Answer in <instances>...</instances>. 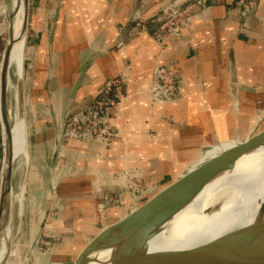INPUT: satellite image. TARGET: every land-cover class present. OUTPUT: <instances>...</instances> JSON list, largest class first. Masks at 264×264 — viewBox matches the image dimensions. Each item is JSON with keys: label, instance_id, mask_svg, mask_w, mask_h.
<instances>
[{"label": "crops", "instance_id": "crops-1", "mask_svg": "<svg viewBox=\"0 0 264 264\" xmlns=\"http://www.w3.org/2000/svg\"><path fill=\"white\" fill-rule=\"evenodd\" d=\"M167 1H44L45 15L51 14L47 23L51 32L46 35L49 59L35 77L29 109L34 125L28 121V102H24L25 144L29 169L62 172L63 177L54 180L61 187L53 196L59 201L53 207L65 230L80 216L85 217L87 230H101L91 222L102 198L97 187L120 190L125 168L144 170L152 182L172 178V183L244 141L246 134L264 128V0L255 10L258 0H210L205 8L196 9L181 35L164 33L163 45L137 23L159 16ZM120 39L123 46L117 47ZM25 51L26 43L24 62ZM160 63L170 64L182 80L171 106L154 102L149 93ZM117 77L113 91L121 101L109 117L119 135L111 147L64 142L60 134L66 116L89 104ZM147 129L156 135H147ZM112 212L110 222L132 210L121 213L117 207ZM200 234L184 250L174 238L169 245L161 244L157 235L150 240L148 253L195 250ZM89 242L79 248L76 258Z\"/></svg>", "mask_w": 264, "mask_h": 264}, {"label": "rangeland", "instance_id": "rangeland-1", "mask_svg": "<svg viewBox=\"0 0 264 264\" xmlns=\"http://www.w3.org/2000/svg\"><path fill=\"white\" fill-rule=\"evenodd\" d=\"M44 1L45 0H29L30 21H28L25 51L26 59L25 62L23 61L24 72L21 81L18 79L16 65L13 64L10 68L8 102L12 126H14L16 122V104L17 102L19 103L17 100L20 94L24 96V102L25 99L28 102V121L33 125L35 124V118L31 115L29 109L33 100L32 93L36 89L35 77L37 70L49 59L47 46L48 37L46 35L51 32V26H47V23L51 22V14L47 13L45 15ZM258 2L259 0L257 4H255L254 10L258 6ZM8 3V0H0V71L4 50L8 40V27L11 21ZM10 3H12V0ZM160 16L164 18V15L161 13ZM153 18L156 19L157 16L144 19V27L148 32L152 33L151 35L154 39L160 43L154 35L159 23L152 21ZM36 20L38 24H36ZM38 34L42 36L38 37ZM120 46L123 45L121 44L117 47ZM118 78L120 77H117V79ZM178 79L182 81L180 77H178ZM173 102L158 104H162V106H171V104H174ZM23 110L25 117V105ZM164 119L173 122V119L167 118V116H164ZM262 126L264 127V122ZM32 129H34V126ZM116 129L119 131L118 128ZM262 129L264 128H259L257 131ZM146 133L152 137L156 135V131L152 129H147ZM4 142L5 132L0 110V189L4 164ZM82 142L86 144L97 143ZM241 142L243 141L240 140V143ZM97 144L104 146L102 143ZM112 144L113 140L109 145H105V147L109 148ZM25 149L22 157H17L14 168L11 192L12 209L9 215L10 236L7 258L9 264H74L79 248H81L86 241H91L94 235L96 236L124 218V216H122L110 222L114 218V213L112 212L113 208L118 207L121 213L130 212L131 210L134 211L136 205L144 203L172 180V178H169L161 182H152L153 179L145 176L144 170L131 167L125 168L121 173L120 190H118V188L112 190V188L101 185L97 187V189L100 190L99 192L102 198L99 202L100 204H97L96 211L93 212V220H91V222L94 228H99L101 230H95V233L91 230H87L85 217L80 216L76 219L73 218V225L70 226L68 231L62 226L63 220L59 216L58 211L53 207L56 202H59L53 196L57 193V190L58 192L60 191L59 188L61 187L60 185H55L54 180L56 181L62 178V172L60 173L57 169H53L51 172L44 169H29L27 165L28 143ZM124 171H126V176L123 175ZM38 174L41 175V180L38 178ZM47 181H49V183H47ZM91 207L93 206L91 205ZM164 236L165 234L161 232L158 234V239L162 240ZM174 240L175 242L180 241L181 236L178 238V236L176 237V235H174ZM172 241L170 240L169 243ZM162 250L164 251V249ZM162 250L156 249L153 253L161 254ZM147 252H150V249H148ZM180 253H184V251ZM218 262L219 261L214 256H211L207 258L205 263L200 261L196 264H218ZM89 263H91V261Z\"/></svg>", "mask_w": 264, "mask_h": 264}, {"label": "water", "instance_id": "water-1", "mask_svg": "<svg viewBox=\"0 0 264 264\" xmlns=\"http://www.w3.org/2000/svg\"><path fill=\"white\" fill-rule=\"evenodd\" d=\"M14 11L12 3H10L9 16L11 21L8 27V40L0 71V110L5 127L4 167L2 168L0 189V248L2 245H5L6 248L0 264H9L7 261L10 236L9 215L12 209L11 192L14 168L17 161L14 153L12 122L8 102L10 58L15 41L12 33ZM26 13L24 38H27L29 0ZM121 41L122 39L118 40V43ZM22 77H20V81ZM17 101H19V103L17 102L18 113L25 120L24 96L20 94ZM68 116L69 114L66 116L65 123ZM64 128L60 134L61 138ZM262 145H264V129L239 145L226 149L218 156L188 170L178 180L132 211L129 216L93 238L75 259L74 264H88L97 257L95 253L108 249L112 252L111 264H194L205 253L209 252L206 249L207 247L179 254H149L146 252L148 240L182 209L204 185L220 173L233 167L235 162L246 153L254 151ZM251 230L252 232H250ZM251 230H246L241 236H229L225 239L220 248L225 250L233 243L232 253L218 264H264V238H259L260 231L264 230V221L258 223ZM209 254L212 255L211 252Z\"/></svg>", "mask_w": 264, "mask_h": 264}, {"label": "bare ground", "instance_id": "bare-ground-1", "mask_svg": "<svg viewBox=\"0 0 264 264\" xmlns=\"http://www.w3.org/2000/svg\"><path fill=\"white\" fill-rule=\"evenodd\" d=\"M27 5L28 0H12V7L15 10L12 21V33L15 41L10 58V68L13 64L16 65L18 79L23 75V54L26 43V38H24L23 33L26 24ZM16 108V122L14 126H12L14 153L16 157H22L23 152L26 150L24 118L18 113L17 104ZM260 131H256L254 134H257ZM251 136L252 135L249 136V134H246V139ZM227 221H230V223H227L226 225ZM263 221L264 145L254 151L246 153L235 162L233 167L220 173L204 185V187H202L192 199L182 207V209H180L148 240L146 252L149 248L150 240L165 231V229V234L170 235V239L168 238V235L162 237V240L164 239L163 241H165L166 245L167 242L169 245L170 240L174 238L175 234L178 238L181 236L178 245L184 248L195 236L200 234L206 228L205 231L198 236L195 250L207 247L206 249H208L209 252L205 253L194 264L200 261L205 263L207 258L211 256H214L219 262H221V260L224 261V259L229 257L232 253L233 243L225 250H221L220 248L227 237L241 236L243 232L251 230V228L253 229L258 223ZM261 231L259 233V238L263 239L264 230ZM250 232H252V230ZM5 250V245H2L0 248V261L5 255ZM210 252L212 255L209 254ZM166 253L167 251H165L164 254ZM95 255H97V257H95L94 260H91V263L88 264H111L110 257L112 256V252L110 249L97 252Z\"/></svg>", "mask_w": 264, "mask_h": 264}, {"label": "built area", "instance_id": "built-area-1", "mask_svg": "<svg viewBox=\"0 0 264 264\" xmlns=\"http://www.w3.org/2000/svg\"><path fill=\"white\" fill-rule=\"evenodd\" d=\"M209 2L210 0H168L161 11L164 18L159 15L156 19H152L159 23L154 32L156 39L164 45L165 32L173 36L181 35L182 27L195 14L196 9L205 8ZM137 24L145 29L144 21ZM121 44L122 42L118 43ZM118 79L107 83L89 104L69 114L62 135L64 142L78 140L109 145L119 135V131L113 126L109 117L110 110L121 101L120 96L113 91ZM179 88L180 80L174 68L170 64H158L154 69L152 85L149 89L152 100L158 103L173 102L177 99ZM123 175H127L126 171Z\"/></svg>", "mask_w": 264, "mask_h": 264}]
</instances>
